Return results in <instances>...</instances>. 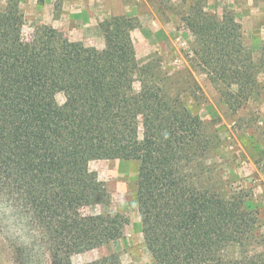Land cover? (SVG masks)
Instances as JSON below:
<instances>
[{
    "label": "trees",
    "instance_id": "obj_1",
    "mask_svg": "<svg viewBox=\"0 0 264 264\" xmlns=\"http://www.w3.org/2000/svg\"><path fill=\"white\" fill-rule=\"evenodd\" d=\"M183 21L209 74L240 90L257 87L231 18L209 15L196 2ZM23 25L16 4L0 12V204L36 234L32 244L44 246L50 264H72V255L119 239L123 216L83 213L106 198L89 164L136 160V204L155 264H226L223 251L252 232L255 218L236 197L200 185L192 165L202 139L199 117L157 86L135 89L143 70L133 19L100 23L101 50L59 42L48 26L25 35ZM17 251L23 259L25 249ZM86 264L122 263L111 254Z\"/></svg>",
    "mask_w": 264,
    "mask_h": 264
},
{
    "label": "rangeland",
    "instance_id": "obj_2",
    "mask_svg": "<svg viewBox=\"0 0 264 264\" xmlns=\"http://www.w3.org/2000/svg\"><path fill=\"white\" fill-rule=\"evenodd\" d=\"M196 2L209 15L228 16L239 28L256 72V88L244 91L236 82L227 85L201 65L197 40L183 21ZM7 4H16L23 15L25 35L48 26L56 30L59 42L86 47L104 43L100 23L112 17L133 19L131 37L143 70L135 78V89L141 84L157 86L165 97L178 99L199 117L202 139L192 165L198 169L200 185L221 198L236 197L255 218L252 232L223 251L224 262L247 257L253 264H264V0H0V12ZM56 101L63 104V95L57 94ZM138 167L136 160L89 164L106 198L83 213L123 216V235L72 255V264L111 254L122 264H155L144 243L136 204ZM34 237L12 209L0 204V264H50L44 246L32 244L38 240ZM18 248L25 249L23 259Z\"/></svg>",
    "mask_w": 264,
    "mask_h": 264
},
{
    "label": "crops",
    "instance_id": "obj_3",
    "mask_svg": "<svg viewBox=\"0 0 264 264\" xmlns=\"http://www.w3.org/2000/svg\"><path fill=\"white\" fill-rule=\"evenodd\" d=\"M102 46L104 48V43L103 42L101 44L97 45V46H94V47L97 48V49H103Z\"/></svg>",
    "mask_w": 264,
    "mask_h": 264
}]
</instances>
